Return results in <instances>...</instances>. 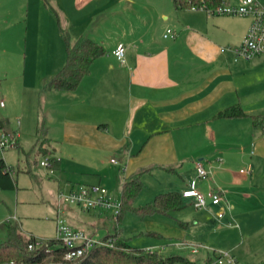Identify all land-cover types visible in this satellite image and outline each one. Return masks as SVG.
<instances>
[{"label":"crops","instance_id":"0c3cea01","mask_svg":"<svg viewBox=\"0 0 264 264\" xmlns=\"http://www.w3.org/2000/svg\"><path fill=\"white\" fill-rule=\"evenodd\" d=\"M251 24L250 17L179 10L173 0H0V85L10 102L0 130L13 136L20 150V140L29 137L52 170L69 171L70 182L103 186L112 199L122 198L124 183L138 173L143 189L134 205L163 193L182 194L193 185L207 208L184 198V208L171 212L175 218L153 214L165 220L164 230L153 236L162 243L182 237L171 245L182 254L193 242L204 244L200 258L188 256L194 264H207L219 250L259 264L264 260V131L255 129L251 116L264 114V59L244 60L231 51ZM168 30L173 34L167 36ZM63 32L72 45L86 36L105 53L77 90L43 92L66 62ZM119 45L125 47L123 62L113 54ZM233 105L247 116L215 117ZM13 111L20 119L12 127ZM197 162L211 171L207 177L198 176ZM212 191L222 195L217 205L209 197ZM59 210L62 206L55 232ZM68 219L96 238L90 230L100 222L73 214Z\"/></svg>","mask_w":264,"mask_h":264},{"label":"trees","instance_id":"16d2710c","mask_svg":"<svg viewBox=\"0 0 264 264\" xmlns=\"http://www.w3.org/2000/svg\"><path fill=\"white\" fill-rule=\"evenodd\" d=\"M177 9H192L205 6L215 9L225 0H173ZM63 39L67 47V58L62 69L56 73L43 87L42 91L60 90L75 91L82 79L89 73L92 63L105 53V48L98 42L82 36L73 45L67 33L63 32ZM247 116L240 105H233L219 111L215 117L237 118ZM255 129L264 131V114L252 115ZM4 123L0 120V129ZM0 187L6 190L15 188L9 170L0 159ZM143 189L141 173L130 177L123 185L120 212L113 217L116 228L108 232L101 239L103 244L95 245L83 257L69 261L65 259L66 249L56 239L45 240L33 249L30 244L37 241L34 237H27L16 226L8 225L6 241L0 244L1 264H194L190 258L182 253H161L156 249H138L132 246L124 236L122 227L123 216L132 212L140 217L171 212L184 208V198L181 193L169 192L159 194L153 202L136 207L135 199ZM121 225V226H120Z\"/></svg>","mask_w":264,"mask_h":264},{"label":"rangeland","instance_id":"374dc122","mask_svg":"<svg viewBox=\"0 0 264 264\" xmlns=\"http://www.w3.org/2000/svg\"><path fill=\"white\" fill-rule=\"evenodd\" d=\"M9 24H14V22H9ZM1 80L2 78L0 77V81ZM4 88L6 87L0 85V116L3 118L6 117L4 115L10 105L5 95L6 93H3L5 91ZM4 105H6V108L2 107ZM10 113L8 118L10 120V125L13 127L15 122L20 119V116L18 112L15 113V111ZM3 133L4 132L0 130V136ZM7 135L9 139H13L12 141L15 144V138L10 134ZM20 142L23 150L15 147H6L2 149L0 146V157L11 167L12 179L17 184V188L13 190L0 189V244L7 239L8 225L18 227L24 235L27 237L32 236L36 240L45 241L55 239V217L60 206H62V214L66 216L69 223L68 216L71 214L77 215L87 223L90 221L94 223L100 222L101 224L98 229L90 230L94 231V235L97 239H103L107 235V231L113 232L115 230L116 225L112 220L113 211L95 210L89 212L90 210H85L80 207L62 205L61 195H67L72 189L77 190L88 185L70 182L72 180H68V177L72 176V174L69 171H54L50 167H42V163L51 164L49 158L44 154L33 151L32 146L34 141L29 137L25 136ZM28 160L33 166L31 173L27 172ZM51 171H53V174L50 173ZM67 183H71L70 185H73L74 188L69 189ZM113 200L119 203L121 200L120 194H116ZM135 206L139 205L137 204ZM170 217L175 218L173 213L170 214ZM166 220L170 224L176 222L172 218ZM164 225L165 220L161 221L159 218H155L152 215H147L142 218L132 212L125 213L122 220L124 236L135 248L161 250L162 247L166 246V251H161V253L169 254L173 251L176 252L177 250L171 247V245L177 241H182V237L170 238L171 240H167V243H162L161 240L153 236L154 230L159 229L162 231L164 230ZM146 234L149 235L147 236ZM166 239L168 238L166 237ZM196 243L199 242H193V246L190 247V249L197 248L199 254L191 253L190 249L183 250V254L193 259L200 258L206 246ZM241 263L246 264L244 261Z\"/></svg>","mask_w":264,"mask_h":264},{"label":"built area","instance_id":"2783aa9c","mask_svg":"<svg viewBox=\"0 0 264 264\" xmlns=\"http://www.w3.org/2000/svg\"><path fill=\"white\" fill-rule=\"evenodd\" d=\"M200 9L206 10L209 14L250 17L252 24L246 37L239 46L232 48L231 51L237 58L244 60H252L256 57H262L264 59V2L259 0H236L234 5L223 3L215 9H209L205 6L200 7ZM168 34H173V31L168 30L167 36ZM222 51H225V49H222ZM113 54L119 61L123 62L125 59V47L119 45ZM12 140L5 133L1 134V148L14 147L15 144ZM113 162L116 163L115 160ZM42 165L46 167L50 166L48 163H42ZM196 167L199 177L204 178L211 173L200 162H197ZM182 196L183 198H193L195 200L194 205L198 209L207 208L205 196L193 185L184 190ZM209 197L215 205L223 200L222 195L216 191H212ZM61 200L65 205L76 206L85 210H110L113 211V217L117 216L120 212V202L114 201L110 197L108 190L100 185L83 186L67 195H61ZM60 212L56 218L55 239L66 249V260L73 261L79 259L86 255L95 245L103 244L101 239H97L85 233L83 230L73 227ZM223 216L224 213L218 214V218H223ZM43 241L37 240L35 244L29 245V249H33ZM192 252L198 253V249L194 248ZM212 255L213 257L207 261V264H243L226 250L214 251ZM259 264H264V260Z\"/></svg>","mask_w":264,"mask_h":264}]
</instances>
